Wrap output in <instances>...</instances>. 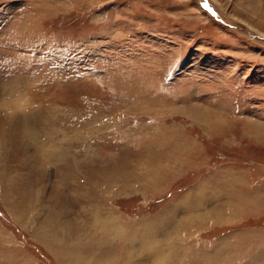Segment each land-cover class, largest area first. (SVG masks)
<instances>
[{"label":"rangeland","instance_id":"1","mask_svg":"<svg viewBox=\"0 0 264 264\" xmlns=\"http://www.w3.org/2000/svg\"><path fill=\"white\" fill-rule=\"evenodd\" d=\"M206 182L239 212L175 232ZM90 214L120 239L68 242ZM161 226L165 264H264V0H0V264H124Z\"/></svg>","mask_w":264,"mask_h":264},{"label":"bare ground","instance_id":"2","mask_svg":"<svg viewBox=\"0 0 264 264\" xmlns=\"http://www.w3.org/2000/svg\"><path fill=\"white\" fill-rule=\"evenodd\" d=\"M16 121L17 120H16V116H15V119H13L11 122L15 124ZM28 133H29L31 138H34L33 132L31 133L29 131ZM211 183H208V182L204 183V186L200 187L201 189L198 190V192H197L198 194H196V195L194 194L193 198L192 197L190 198L191 195L187 196V197L185 196L182 200L184 202L183 206H181V205H179L180 207L176 206L175 208L172 209L171 212H169V215L167 217L168 220L170 219L169 221H174V220L176 221L180 216L183 217V219L181 221H179L175 232H177L178 229H180L179 230V234H180L182 231H186L187 229H189L193 226H203L204 223L206 224L210 220H212L214 222L225 221V219L228 216L227 210H230L229 214H233L232 216H230V218L234 217L239 212L238 209L240 208V205L243 203L242 201L244 199L241 200L242 197L241 196L239 197L238 194H230V195L225 194V196H224V194L221 193L224 190L223 189L224 187L223 188H220V187L216 188V189H214V191H212V193H209L208 191H211V189H210ZM222 183L224 184V186H226L227 184L231 186L233 182H231L230 180H226V181H223ZM211 194H212V196H211ZM222 196L225 197L224 201H222V199H221ZM229 202H231L232 206H230V208L228 207L229 209H227ZM104 215L105 216H100L99 220L97 219L98 217L95 215V217H97L96 221H95L94 216H91V214H90V216L93 218V219L91 218V220H92L91 225L89 224V222H83L82 223L83 225H80L78 227H74L73 229L68 230L67 227H65L66 228L65 232H67L66 238H67L68 242H70V240H71V242L73 240H78V242H80L81 240H86V241L89 240L90 243L100 241L101 243H98V244H100L99 245L100 249L102 247H105V246H112V245H108L107 242H109V240H115V241L119 240L121 237L120 235L122 234L123 231H122V229L117 227L118 225H116L115 217L108 215V214H104ZM169 221H168L167 225H164V228L171 224ZM158 222H160V221H158ZM49 223H50V221H49ZM160 225H161V223H160ZM70 226L72 227V224H70ZM39 227H42V226H39ZM162 227L163 226H161L159 228L155 227L156 230L150 228L151 232L145 231V234L144 233L141 234V232L138 230L131 233V235L128 237L129 238L128 239L129 240L128 246H127L128 248H126V250H124L125 251L124 264H135L134 260L136 258L143 256V255L145 256V259H144L145 261H144V263L142 262V264H145L147 262L146 259L152 260L154 264H159V263L163 264L166 261L165 257H169L167 253H169V255H170L172 250L170 249L169 251L168 250L164 251L162 249V243L163 242L168 243L173 238H176V237H173L171 240H162L163 232L165 230L164 228L161 229ZM50 228H51V226H50ZM146 228L147 227H145V229ZM45 229H46V231L49 230L48 228H46V226H45L44 230L38 228L35 232V236H37V238L38 237L42 238V240L49 237L48 239L51 240V243L55 242V243L59 244L61 242V238L64 237L63 235H58L56 237L54 234L55 231L52 230V228L48 232H44ZM147 232L151 233V235L149 236L147 234ZM174 236H175V234H174ZM167 238H170V236ZM51 249H53V248H51ZM65 251H67V250H65ZM263 256L264 255L260 253V255H258L255 259L263 257ZM163 257H164V260H163ZM113 259L114 258H113L112 253H110V254L101 253L98 264H109V263L113 262ZM76 262L78 264L80 262H85V261L77 258V255L76 256L71 255L69 258V263L70 264H76ZM256 264H258V263H256Z\"/></svg>","mask_w":264,"mask_h":264}]
</instances>
